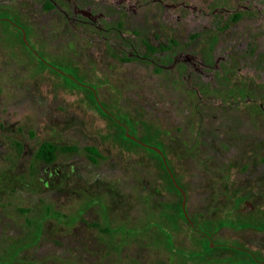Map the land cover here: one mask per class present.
<instances>
[{
	"label": "rangeland",
	"instance_id": "374dc122",
	"mask_svg": "<svg viewBox=\"0 0 264 264\" xmlns=\"http://www.w3.org/2000/svg\"><path fill=\"white\" fill-rule=\"evenodd\" d=\"M103 1L0 0V264H257L218 247L232 243L264 260V0ZM89 4L106 18L88 22ZM196 31L197 52L228 39L249 52L213 74L159 71ZM85 88L162 144L195 226L155 156L124 141ZM44 141L57 147L51 163L35 156Z\"/></svg>",
	"mask_w": 264,
	"mask_h": 264
},
{
	"label": "flooded vegetation",
	"instance_id": "af4514ba",
	"mask_svg": "<svg viewBox=\"0 0 264 264\" xmlns=\"http://www.w3.org/2000/svg\"><path fill=\"white\" fill-rule=\"evenodd\" d=\"M111 2L115 5H117V7L121 8V9L122 8L126 9L125 6L121 5V0H111ZM103 3H108V1L104 0ZM148 3L151 6L155 5L156 3H159L163 7V9L168 8L167 4H165L162 0H148ZM50 4H51L50 5L51 8H54L55 6H57L54 1L50 2ZM70 5H71V16L68 13L63 12L64 18L68 21L74 20L77 17V15H79L78 14L79 11L76 9V4L74 3V1H72V3L70 2ZM129 7H127V8H129ZM86 9L87 10L89 9L90 11L93 10L94 14H87L86 12H82L81 16L86 18V20L92 24L98 23V21L102 18H104V19L106 18V17H104V14L101 10L98 13L95 12V10H94L95 8L91 4H89ZM197 11H198V13L202 14V9H199ZM191 12H193V9L191 10ZM221 12L222 11H220V12L218 11L217 14H220ZM217 16L219 17L218 19H222V20L227 19L225 16L224 17H222L220 15H217ZM2 17H4V16H2ZM2 17H0V19ZM239 19H240V14L238 16L236 13H234L230 20L233 21L234 23H237L235 21H237ZM181 20H182V18L179 19V22ZM9 21L14 23L13 24L14 26H17V24L19 23L17 20L15 21V19H12V18H10ZM24 31H25V34L28 35L27 29H24ZM188 36L191 37L190 43L188 45H185L184 49L181 50L179 53L169 55L170 57L168 58V63L158 66L159 71H162V70H166L169 72L184 71L188 74L189 77H191V74H193V73L198 74L200 76L206 75L207 73L213 74L215 72L223 71V68L224 69L229 68L234 63V61L232 60L234 57H235V59H237V61H235V63H237V62H239V60H238L240 58L239 56L246 57L248 52H249V45L246 43V40H245L244 42L239 43L238 46H236V48H235L236 53H235L233 51L234 50L233 44L235 41H237L236 39L235 40L228 39L227 45L221 51V53L212 52V51L205 52L202 50L200 52H197L196 51V47L198 46L197 40L201 36V33L199 31H196V32H192ZM171 41H172V44L174 46L177 45L176 39H173ZM174 41H176V42H174ZM161 47L162 48H160V49L162 50V53L165 55L164 52H166L168 50V48H170V43H168L164 47L163 46H161ZM149 49L153 50V46H152V48L150 47ZM194 50H195V52H194ZM252 54L255 56L254 50H253ZM111 118H113V116ZM113 119L118 121L116 118H113ZM118 123L121 125V127H123V125L126 126L125 123H123V122L118 121ZM253 229H256V228L253 227ZM206 237H208V236H206ZM218 247H220L221 249H229L230 251H232L233 253L229 258L242 259V260L243 259L244 260L253 259V260H256L255 262L257 264H264V260H262L261 255H259V253H257V252H254L253 250H251V248H249V246H247V244H245L243 247L239 246V244H237V243H232V244L226 245V246L225 245H219ZM237 248H239V249H237ZM235 251L241 252L242 254L239 256L237 254V252H235Z\"/></svg>",
	"mask_w": 264,
	"mask_h": 264
},
{
	"label": "trees",
	"instance_id": "16d2710c",
	"mask_svg": "<svg viewBox=\"0 0 264 264\" xmlns=\"http://www.w3.org/2000/svg\"><path fill=\"white\" fill-rule=\"evenodd\" d=\"M20 40L22 41L21 33H20ZM57 73H58V72H57ZM58 74H59V73H58ZM60 75H61V74H60ZM64 78H65L67 81H70L69 78H68L67 76H64ZM70 82H71L73 85L77 86V84H76L75 82H73V81H70ZM72 84H71V85H72ZM85 90L89 92V94H90V98H91V101L97 106V109H98L99 113H100L102 116H104V117H106V118H108V119H111V120L114 122V124L116 125V127H117V128L119 129V131H120L121 138H122L124 141H127V142H129L130 144H132L133 146H136V147H139V148H146L147 150H149V151L155 156V158L158 160V162H159V164H160V166H161V169H162L163 172L165 173V176H166V178H167V182H168V185H169V189H170L171 191L175 192V193L178 195V197H179V202L176 204V207H175L176 212H177V215H178L182 220H184V221L186 222V220L184 219L183 213H182V209H181V194H180V192L175 188V186L173 185V183H172V181H171V179H170V177H169L167 171L165 170V167H164V165H163V162H162V160H161L159 154L156 153L155 151H153L152 149H150V148H148V147H142V146H140L139 144H137L136 142H134V141L130 140L129 138H127V137L125 136L124 128L121 127V125L118 123V121L114 120L113 118L109 117V116L106 115L104 112H102L101 108L98 106V104H97V102H96V100H95V98H94V94H93V90H94V89H88V88H85ZM94 91H95V90H94ZM129 133H130V132H129ZM130 134H131V133H130ZM131 135H132V134H131ZM145 138H146V137H145ZM140 140H141V141H144L143 139H140ZM157 142L160 143L159 141H157ZM156 147H158L160 150H162L163 153H165V151H164V147L162 146L161 143H160V146H156ZM85 149H86V151L91 155V157H90L91 161L94 162V158L97 157V156L99 155L98 152L96 151V149H95L94 147H91V146L86 147ZM56 150H57V147H56L55 145L51 144V143L48 142V141H44V142L40 143V145L38 146V149H37V151H36L35 156H36L37 159L42 160V161H44L45 163H51V162L53 161V159H54V153H55ZM59 150H61V151H71L72 149H71V148H68V147H63V148H60ZM165 154H166V153H165ZM166 162H167V164H168V160H167V158H166ZM168 166H169V164H168ZM169 167H170V166H169ZM170 169H171V167H170ZM171 171H172V169H171ZM172 173H173V171H172ZM173 176H174L176 182L178 183V185H179V186L185 191V193H186V197H187V189H186V187H185V186H184V185L178 180V178L174 175V173H173ZM187 223H188V222H187ZM188 224H189V223H188ZM189 226H190V227H193V226H195V223L192 222V226H191L190 224H189ZM224 226H226V222H225V221H219V222L217 223V225L214 227V231H217L219 228L224 227ZM239 226H240L241 228H249V227L251 228V227H253V226H251V225H250L249 223H247V222L240 223ZM259 228L264 229V224L261 225V226H259ZM201 229L205 231V229H203V228H201ZM202 234L205 235L204 232H203ZM215 248H216V247H215ZM215 248H213V250H214Z\"/></svg>",
	"mask_w": 264,
	"mask_h": 264
},
{
	"label": "water",
	"instance_id": "95a60500",
	"mask_svg": "<svg viewBox=\"0 0 264 264\" xmlns=\"http://www.w3.org/2000/svg\"><path fill=\"white\" fill-rule=\"evenodd\" d=\"M14 24V23H13ZM20 32H21V38H22V41L23 43L25 44V46L30 49V45L27 41V37H26V34H25V31L23 28H19ZM31 52L34 54V55H37L36 51L35 50H32L30 49ZM93 89V88H92ZM93 94H94V98L97 102V104L99 105V107L101 108L102 112H104L106 115H108L109 117H112V115L103 107V105H101V103L99 102L97 96H96V92L93 90ZM123 128H124V131H125V136L127 138H129L130 140L136 142L137 144H139L140 146L142 147H148L150 149H152L153 151H155L156 153L159 154L162 162H163V165L165 167V170L167 171L173 185L175 186V188L180 192L181 194V209H182V213H183V216H184V219L186 220V222H188L191 226H192V222L191 220L189 219L188 217V214H187V211H186V193L185 191L178 185V183L176 182L174 176H173V173L170 169V167L168 166L167 162H166V158H165V155L164 153L162 152V150H160L158 147L156 146H152V145H149L141 140H139L138 138H136L134 135H131L127 129L126 126L123 125ZM247 209H252V205L250 202L248 201H245L244 202V207L242 209V211H245Z\"/></svg>",
	"mask_w": 264,
	"mask_h": 264
}]
</instances>
